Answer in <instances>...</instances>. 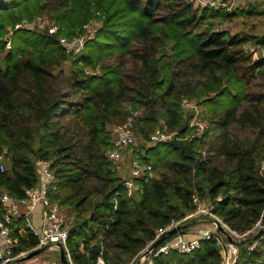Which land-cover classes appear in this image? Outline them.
I'll list each match as a JSON object with an SVG mask.
<instances>
[{
	"label": "trees",
	"instance_id": "trees-1",
	"mask_svg": "<svg viewBox=\"0 0 264 264\" xmlns=\"http://www.w3.org/2000/svg\"><path fill=\"white\" fill-rule=\"evenodd\" d=\"M262 5L0 0V196L24 198L40 181L38 162L49 161L55 178L47 195L65 212L72 263L129 264L159 228L195 211L196 194L233 231H250L234 240L239 250L232 264H264V226L256 228L264 223V56L250 48L264 49V35L220 27L264 14ZM43 15L56 33L15 28ZM92 20L84 48L67 52L59 38L85 33ZM185 99L208 123L191 140L184 139L192 119ZM129 117L138 140L132 154L155 171L149 182L137 181L135 195L108 157L113 126ZM158 130L174 135L153 143ZM3 211L0 205V218ZM201 218L211 220L193 216L164 241ZM15 223L14 254L38 248L24 218ZM224 249L215 238L204 239L198 250L172 249L154 264H222Z\"/></svg>",
	"mask_w": 264,
	"mask_h": 264
},
{
	"label": "built area",
	"instance_id": "built-area-1",
	"mask_svg": "<svg viewBox=\"0 0 264 264\" xmlns=\"http://www.w3.org/2000/svg\"><path fill=\"white\" fill-rule=\"evenodd\" d=\"M199 6H220L228 10H232L239 3L246 2L247 0H190ZM44 16H38L32 22L23 21L15 24V28L22 26H39L41 28L48 27L49 32L54 34L58 30V26L50 19L42 21L41 25H36L38 19H42ZM45 19V18H44ZM95 20H92L87 24L85 33L76 35L72 38L61 36L59 38L60 44L66 49L67 52H78L82 50L86 44L87 39L92 35L95 26ZM95 23V24H94ZM8 46L10 47L11 40L7 39ZM183 107L192 112V119L190 122L191 131L184 139H193L195 137L202 136L208 128V123L199 117V110L195 102L185 99L183 101ZM136 115V113H135ZM134 117L119 125H115L112 128L113 135V148L109 151L108 157L114 162L118 168H121L119 162L123 159L125 150H131L132 147L137 146V138L133 129ZM174 133L166 131H156L151 135V142L159 143L169 140ZM131 163V176H128L124 180V186L128 195H135L139 190L138 180L149 182L155 177V171L150 163H143L133 154L130 156ZM0 168L4 170V165L0 160ZM38 173L40 177L39 183L26 190V196L21 199L14 198L9 195L8 192H3L0 196V205L3 206L4 211L0 218V264H27L20 263L19 258L26 255L29 251H23L18 255L14 254L15 248L19 243V239L15 236V231L18 228L16 220L24 218L26 226L38 237V248L47 245L50 249H60L63 246L66 249L67 256L70 264H73L70 256L67 252V240L69 236L68 222L65 212L62 207L57 203L49 199L47 192L48 188L55 178L54 172L51 170L49 161L38 162ZM262 173L264 175V163L262 166ZM193 202L195 204V211L187 214L183 220H173L167 227L159 228L157 230L155 238L150 241L147 246L135 257V259L129 263L134 264L137 260V264H154V257L161 253H169L170 250L175 249L179 253L186 254L198 250L201 246V242L204 239L215 238L217 244L225 248L227 244L222 237L218 236L215 232L208 229H199L198 233L190 237L186 233H178L175 237L167 241H162L157 246L153 247V244L160 239L166 232L178 225L182 221L192 218L193 216H209L216 227H222L229 231L230 234H234L238 237L247 235L250 231L244 234H238L233 231L228 225H226L216 214L211 211L212 205L210 202L204 201L196 194L193 195ZM41 205L44 207L42 217V231H38L30 221V214L34 212L37 207ZM264 226L263 222H257L256 228ZM21 232V228H19ZM100 262L103 261L100 259Z\"/></svg>",
	"mask_w": 264,
	"mask_h": 264
},
{
	"label": "rangeland",
	"instance_id": "rangeland-1",
	"mask_svg": "<svg viewBox=\"0 0 264 264\" xmlns=\"http://www.w3.org/2000/svg\"><path fill=\"white\" fill-rule=\"evenodd\" d=\"M256 2H261L263 4L261 8L264 9V0H247L246 2L237 4L235 6V8L236 7L248 8V7H250V5L252 3H256ZM43 16L44 17L42 19L37 20L36 25L42 26V21L47 20V18L49 19V17L47 15H43ZM95 23H97V22H95ZM220 27L226 28L231 32L245 31V32H251V33H255V34H259V35H264V14L254 15V16L242 15V16L237 17L236 19H234L232 21H227V22L221 24ZM12 32H13V30L10 29L8 36L10 34H12ZM8 39L10 40V38H8ZM6 47L10 48L11 44L9 47L8 43H7ZM250 48L252 50H255V54H254L255 57L264 56V49L263 48L258 47L254 43L250 44ZM137 144H138V140H137ZM131 154H132L131 150H128V149L125 150L124 155H123V159L119 162V164L121 166L120 171L122 174H124L125 177L131 176V163H130ZM200 228L212 230L218 236L222 237L223 240H225V242L227 244L225 245L224 258H223L222 264H232L235 261L237 255H238V250H239V246L235 243L234 240H237L241 237L235 236L234 234H230L229 231L226 230L225 228H223V230H221L219 227H216L214 225L212 220H210L208 218H201L200 221L196 225H193L188 230V232L191 233L189 236L192 237L195 234H197L198 230ZM176 235L177 234H175L173 237H175ZM228 238H230L231 240H229ZM38 258H41L42 260H44L43 261L44 263L49 262L51 264V262H55L56 264H62V262L60 260V249H47L46 251L36 255L35 257L31 258L30 260H34V259H38ZM20 263H26V261H22ZM16 264H18V263H16ZM134 264H137V260L135 261Z\"/></svg>",
	"mask_w": 264,
	"mask_h": 264
},
{
	"label": "water",
	"instance_id": "water-1",
	"mask_svg": "<svg viewBox=\"0 0 264 264\" xmlns=\"http://www.w3.org/2000/svg\"><path fill=\"white\" fill-rule=\"evenodd\" d=\"M183 225H178L170 230L167 231V234L163 235L160 239H158L154 244H153V247L157 246L158 244H160L162 241H164V239L166 238V235H171L173 233H176V232H179L180 230L183 229ZM221 230H223V228L220 226L219 227ZM229 240H231L230 238H228ZM49 247L47 245L45 246H42V247H39V248H36L34 250H31L30 252H28L26 255L24 256H21L19 258V261H26V260H29L33 257H35L36 255L46 251ZM60 260L62 262V264H70V261H69V258L67 256V253H66V249L61 246L60 247Z\"/></svg>",
	"mask_w": 264,
	"mask_h": 264
},
{
	"label": "crops",
	"instance_id": "crops-1",
	"mask_svg": "<svg viewBox=\"0 0 264 264\" xmlns=\"http://www.w3.org/2000/svg\"><path fill=\"white\" fill-rule=\"evenodd\" d=\"M121 169V168H120ZM43 212H44V207H42L41 205H39L37 207V209L32 212L29 216L30 221L32 222V224L35 226V228L38 231H42V217H43ZM26 224V221H25ZM21 232H25V227H21ZM187 235H190L191 233H186ZM50 249V248H48ZM44 260H42L41 258L38 259H34V260H26L27 264H50L49 262H43ZM22 262V261H21ZM51 264H56L55 262H51Z\"/></svg>",
	"mask_w": 264,
	"mask_h": 264
}]
</instances>
